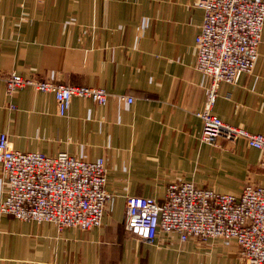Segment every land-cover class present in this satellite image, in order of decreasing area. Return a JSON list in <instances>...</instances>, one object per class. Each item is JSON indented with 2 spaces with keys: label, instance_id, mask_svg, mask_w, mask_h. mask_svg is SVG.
<instances>
[{
  "label": "crops",
  "instance_id": "obj_1",
  "mask_svg": "<svg viewBox=\"0 0 264 264\" xmlns=\"http://www.w3.org/2000/svg\"><path fill=\"white\" fill-rule=\"evenodd\" d=\"M194 1L0 0V133L22 153L104 159L111 195L101 225L88 231L0 213V264H245L234 241L181 242L161 233L150 244L124 228L127 197L162 200L175 183L239 197L247 184L264 185L259 151L241 140H200L194 114L210 80L194 68L203 21ZM10 73L104 89L133 103L74 98L60 117L52 94L26 87L8 96ZM211 112L264 134V31L253 71L220 83Z\"/></svg>",
  "mask_w": 264,
  "mask_h": 264
},
{
  "label": "built area",
  "instance_id": "obj_2",
  "mask_svg": "<svg viewBox=\"0 0 264 264\" xmlns=\"http://www.w3.org/2000/svg\"><path fill=\"white\" fill-rule=\"evenodd\" d=\"M193 5L203 10L194 68L210 80L204 106L194 114L202 124L200 140L210 146H217L219 139L244 141L263 155L264 169V134L232 127L211 112L220 83L234 85L254 69L264 31V0H195ZM26 87L52 94L60 117L66 116L74 98L102 107L110 98L133 103L132 97L112 96L99 88L36 82L15 73L5 78L8 96ZM0 166L1 214L23 222L52 223L59 230L88 231L101 225L111 198L105 189L104 159L88 162L64 152L53 157L22 153L0 133ZM124 228L150 244L161 233L175 234L181 242L234 241L245 264H264V185L247 184L239 197L192 183L170 184L162 200L127 197Z\"/></svg>",
  "mask_w": 264,
  "mask_h": 264
}]
</instances>
